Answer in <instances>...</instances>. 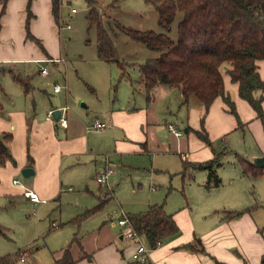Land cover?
Masks as SVG:
<instances>
[{
	"label": "rangeland",
	"instance_id": "1",
	"mask_svg": "<svg viewBox=\"0 0 264 264\" xmlns=\"http://www.w3.org/2000/svg\"><path fill=\"white\" fill-rule=\"evenodd\" d=\"M7 1L0 0V30L7 29L0 32V57L15 59L1 64L4 71H0V79L1 73L10 78L9 69L16 73L27 71L36 74L41 64L25 60L24 57L44 55L45 49L50 56L62 54L64 58L57 65L52 62L42 64L52 75L50 78L53 82L49 83L47 89H52L57 83L62 86L61 93H68L67 102L61 99L57 105L67 104L69 114L81 113L92 123L95 116H103L102 112L112 108L141 112L146 107L149 101L146 95L143 96L140 93L142 90L135 89L136 86L131 84L138 76L137 66L126 64L125 76L120 77L121 69L116 61L108 62L97 56L96 28L94 24L88 27L87 11L92 4L96 7L97 16L104 21L111 36L116 57L127 63L143 62L148 57L157 56L159 52L132 40L115 22L127 27L163 31L175 38L181 12L176 13L166 30L157 23L156 6L145 0H114L113 6L109 5L113 0H94L92 4L88 0H60L58 20L51 12L50 15L49 11L45 12V0H40L39 16L32 8V0H26L21 31L17 30L15 14L12 13L7 21H3ZM72 7L76 8L75 12H71ZM34 14L37 18L32 20ZM18 35L19 39H16ZM228 64L224 62L223 66ZM47 93L44 95L51 97ZM161 110H164L163 102L156 105L151 115H161ZM143 112L145 114L144 109ZM137 114L130 117L129 132L134 138L128 142L132 144H124L121 150L113 151V144L107 141L111 140L106 132L108 126L88 131L94 143L93 162L81 164L76 167L74 174L69 173L62 184L59 199L34 205L20 199L21 196L13 199L0 196V256L9 253L14 264H21L15 261L14 256L16 251L22 249L33 259L34 264H52L50 250L57 249L59 245L69 248L75 236L80 240L88 230L102 223H111L110 218L116 219L120 211L139 212L145 210L148 204L159 203L167 213L186 214L183 208L185 200L192 202L195 208L202 194L200 191L206 188L204 182L207 171L194 166V162L209 160L219 154V164L215 166L219 175L217 169L220 166L224 169L238 166L235 153L248 159L259 150L260 140L264 141L260 116L245 122L238 115L233 116L234 121L242 123L241 126L215 136L211 145L192 151L196 154H190L188 162L184 163L179 154L173 151L172 138L167 136V124L166 129L158 130L155 125L139 122ZM162 117L158 123L172 121L169 115ZM200 129H206L204 121ZM139 137L142 139L138 140ZM165 144L170 148L166 149ZM209 153L210 157L207 156ZM106 158L108 162H105ZM106 163L114 171L106 183L99 184L94 174L96 169ZM20 180L25 182V177L22 175ZM151 186L155 189H151ZM68 187L72 190H67ZM100 203L103 204L98 207ZM93 206L95 209L90 214L85 213ZM77 214L74 221L68 222ZM52 221L57 222L58 226L51 229ZM116 225L112 226L113 230H118L119 225ZM141 240L147 246L144 237ZM28 264L31 263L28 261Z\"/></svg>",
	"mask_w": 264,
	"mask_h": 264
},
{
	"label": "crops",
	"instance_id": "2",
	"mask_svg": "<svg viewBox=\"0 0 264 264\" xmlns=\"http://www.w3.org/2000/svg\"><path fill=\"white\" fill-rule=\"evenodd\" d=\"M25 1L8 0L6 13L2 17L3 21H7L12 13L15 14L17 30L21 31ZM31 3L39 16L41 1L32 0ZM45 3L47 7L45 12L49 11L48 15L50 12L53 15L52 1L45 0ZM5 29L2 28L0 32ZM16 39H19V35ZM59 57L63 58L62 54L50 56L44 49V55L24 57L25 60L41 64L38 70H35L36 74L27 71L16 73L9 69L10 78H7L4 73H1L0 134H6L4 141L11 157L0 164V196H9L12 199L15 196H21L20 199L34 205L37 204L23 194L24 187H26L45 200L38 203L46 204L48 200L61 197L62 184L69 173L74 174L76 167L81 164L88 161L93 162L94 143L88 134L89 130L95 129L91 127L93 122L90 123L88 117L81 113L69 114L67 104L58 106L57 101L61 99L67 102L68 93L66 91L61 93L62 86L59 84L60 89L54 91L53 88L57 84L55 82L52 89L49 87L47 89L49 83L53 82L50 78L52 75L47 68L46 73L40 71V67L45 66L43 62H52L56 65L62 63L64 58L61 61H53V58ZM10 59L15 58L0 57V71H4L1 64ZM43 59L52 60L39 61ZM257 65L258 73L264 79V59L258 60ZM227 67L228 65H224L222 69L224 86L233 101L235 113L230 111L228 103L220 95L215 97L205 110L196 99L190 98L188 102L182 103L180 84H156L151 88L150 97L146 99L149 101L141 112H126L112 108L102 112L103 116H95L93 121L99 119L107 123L109 128L106 126L108 129L106 132L111 138L107 141L113 144V151L121 150L124 144H132L128 142L130 138H134L130 135L129 123L130 117L135 113H138L139 122L146 123L148 126L155 125L159 128L158 130L166 129L165 125L171 124L180 134H174L167 127L169 131L167 136L172 138L173 151L179 154L181 160L186 163L190 154H196L192 151L197 148L202 149L205 145H211L215 136L223 135L228 130L241 126L242 123H238V120L234 121L233 116L238 115L243 122L258 116L250 103L239 95L238 82L230 79L226 72ZM14 74L20 80L15 79ZM135 89L142 90L140 93L145 96L144 88L138 86ZM44 93L51 97H46ZM255 95L263 97L261 106L264 110V91L256 90ZM140 101L142 105V100ZM160 102L164 103L162 114L151 115ZM50 109L53 111L58 109V115L48 118L47 111ZM62 111L67 117V126H61L55 120ZM174 113L175 115L171 116ZM163 115H169L172 121L166 120L165 124L158 123ZM203 121L206 129H200ZM196 131L206 133L210 143H207ZM140 139L142 137L138 138ZM165 147L170 148L166 144ZM182 154H185V158L181 156ZM260 155H264L263 140H260L259 150L247 160L252 162L253 157ZM207 156L210 157V153ZM238 156L244 158L235 153L238 166L230 169L220 166L217 169L220 175H218L220 177L218 185L207 186L206 177L204 182L206 188L200 191L202 194L198 197L196 209L195 205L186 199L183 206L186 214L171 213L179 228L177 234L163 239L153 248L147 243L145 237L139 234L140 240L144 237L147 243V246L145 245L147 258L144 262L132 258V253L136 248L134 240L124 237L119 226L118 230H113L117 219L122 214L127 216L128 213H135L124 211H120L116 219L111 217V223H102L88 230L87 233H83L80 240L75 236L69 248L59 245L57 249L50 250V257H52L50 261L56 264V260L60 259L64 250L67 249L72 260L71 264H264V168L257 174L244 172ZM105 162H108L107 158ZM196 163L198 161L194 162ZM26 166L33 169L31 175L24 176L21 173V169ZM22 175L25 177V182L20 180ZM15 179L19 183H14ZM66 189L72 190L71 187ZM151 189L155 187L151 186ZM225 211H240V213L228 217ZM77 216L78 214L68 222L74 221ZM52 222L51 229L54 228ZM194 238L201 241L203 251L182 247ZM141 242L143 243L142 240ZM28 258L29 263L34 264L33 259L29 256Z\"/></svg>",
	"mask_w": 264,
	"mask_h": 264
},
{
	"label": "trees",
	"instance_id": "3",
	"mask_svg": "<svg viewBox=\"0 0 264 264\" xmlns=\"http://www.w3.org/2000/svg\"><path fill=\"white\" fill-rule=\"evenodd\" d=\"M52 1V13L58 20L60 0ZM94 0H88L90 4ZM153 3L157 9V23L169 29L176 13L181 17L176 24V37L153 29L127 27L115 22L132 40L157 50V56L148 57L143 62L127 63L116 57L115 47L104 21L97 16L92 4L87 11L88 27L96 28L97 56L105 61H116L120 66V77L125 76V66L136 65L139 76L132 80L136 87L144 88L146 99L156 84H180L182 103L194 97L205 108L218 95L228 103L235 113L233 101L227 94L223 80L222 66L228 62L226 72L232 81L238 82V92L246 99L261 117L264 126V113L261 102L263 97L255 95L256 90L264 91V79L257 70V61L264 59V0H145ZM114 5V0L109 4ZM14 78H20L14 74ZM210 143L206 133L196 131ZM0 134V164L11 157L4 139ZM219 154L212 159L194 164L207 170L206 185H218L220 177L215 166L219 164ZM244 172L259 173V167L247 159L238 156ZM101 203L98 205V207ZM95 207L88 209L90 213ZM228 217L236 216L240 211H225ZM133 229L142 234L150 247L157 242L178 233L179 228L171 213H167L162 204H149L143 211L127 214ZM0 232L1 229H0ZM182 247L203 251L198 238L187 242ZM72 260L65 249L56 264H71ZM0 264H14L11 254L0 256Z\"/></svg>",
	"mask_w": 264,
	"mask_h": 264
},
{
	"label": "built area",
	"instance_id": "4",
	"mask_svg": "<svg viewBox=\"0 0 264 264\" xmlns=\"http://www.w3.org/2000/svg\"><path fill=\"white\" fill-rule=\"evenodd\" d=\"M76 8L72 7L71 8V12H75ZM61 26V24H60ZM70 25L67 23V27H69ZM45 60H52V59H43V60H39V61H45ZM63 60V58L59 57V58H53V61H61ZM40 71L42 73H46V67L45 66H41L40 67ZM60 89V86L58 84H56L53 88L54 91H58ZM47 117L48 118H53V110L50 109L47 111ZM56 122H58L61 126H67V117L64 114L63 115V111L62 113L59 115V117H57ZM107 126V123L104 120H99V119H95L92 123V128H96V129H102L104 127ZM168 129L173 132L174 134H180V132L171 124H167ZM183 158H185V154L181 155ZM114 169L109 166L107 163L103 166H100L95 174V180L99 183V184H104L107 182L108 177L113 173ZM14 183H19L17 179L13 180ZM23 194L28 197L32 202L34 203H38V202H44V199H41L38 194L36 192H34L33 190H30L26 187H24L23 190ZM34 213V211H32ZM117 224L120 226L121 229V234L128 238V239H132L135 242L136 248L132 253V258L134 260H138L140 262H144L147 258L146 252H147V248L146 246L141 242L140 237H139V233H137L133 227L132 224L128 218V216H126L125 214H122L118 219H117ZM52 226L56 227L58 226V224L56 222H52ZM160 242H157V245ZM15 261L20 262L21 264H28V256L25 253V251L18 250L15 253Z\"/></svg>",
	"mask_w": 264,
	"mask_h": 264
},
{
	"label": "water",
	"instance_id": "5",
	"mask_svg": "<svg viewBox=\"0 0 264 264\" xmlns=\"http://www.w3.org/2000/svg\"><path fill=\"white\" fill-rule=\"evenodd\" d=\"M59 113L58 109H55L53 111V115L54 116H57ZM252 163L259 166V167H263L264 168V155H260V156H255L252 158ZM21 173L24 175V176H28V175H31L33 173V169L29 166H26V167H23L21 169Z\"/></svg>",
	"mask_w": 264,
	"mask_h": 264
}]
</instances>
